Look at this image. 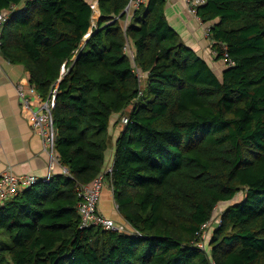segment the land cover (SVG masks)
I'll list each match as a JSON object with an SVG mask.
<instances>
[{
    "label": "trees",
    "instance_id": "trees-1",
    "mask_svg": "<svg viewBox=\"0 0 264 264\" xmlns=\"http://www.w3.org/2000/svg\"><path fill=\"white\" fill-rule=\"evenodd\" d=\"M97 1L94 23L93 0H0V56L55 98L65 170L0 203V264H264V0L197 8L221 77L171 27L168 0L127 28L131 0ZM102 175L134 233L80 228L79 187ZM239 194L208 255L205 227Z\"/></svg>",
    "mask_w": 264,
    "mask_h": 264
},
{
    "label": "crops",
    "instance_id": "crops-1",
    "mask_svg": "<svg viewBox=\"0 0 264 264\" xmlns=\"http://www.w3.org/2000/svg\"><path fill=\"white\" fill-rule=\"evenodd\" d=\"M13 7L16 9L18 6L14 5L11 8ZM165 14L169 24L179 33L183 42L194 49L215 71L219 70L216 73H221L226 67V62L216 60L212 40L204 28L206 25L190 13L188 0H168ZM131 19L132 16L128 25ZM124 25L126 26L125 21ZM128 50L130 53L134 51L131 45ZM18 86L26 90L33 109H38L40 98L29 93L31 85L28 72L22 65H13L0 56V177L6 172H12L16 175L33 174L42 178L49 173V158L44 152L42 139L32 128L30 112L25 111L22 106ZM113 120L115 121L116 117ZM119 133V129H113L115 138ZM114 153L115 148L111 146L107 152L105 172L113 166ZM64 172L60 166L55 170V174ZM98 208L102 215L118 222H125L118 212L112 188L106 180ZM210 224L211 222L208 225Z\"/></svg>",
    "mask_w": 264,
    "mask_h": 264
},
{
    "label": "built area",
    "instance_id": "built-area-1",
    "mask_svg": "<svg viewBox=\"0 0 264 264\" xmlns=\"http://www.w3.org/2000/svg\"><path fill=\"white\" fill-rule=\"evenodd\" d=\"M208 0H188L189 11L191 14L197 16V8L201 5L207 3ZM147 3V0H131L129 5L125 9L127 18L125 19L127 28L129 19L133 16V13L141 5ZM92 9L94 10V19L99 18V6L98 1L93 0L91 4ZM14 9V7H13ZM10 11L3 10L0 12V50H1V31L4 23L7 21ZM210 28L207 27V32L209 34ZM90 34L87 35V37ZM229 64H233V61H229ZM139 78L142 79V74L138 72ZM29 93L32 96H37L35 90L30 87ZM18 95L22 101V106L25 111L30 112L31 114V125L34 132L40 136L44 146V152L49 158L48 169L49 173L45 177H38L33 174L26 175H16L12 172H6L0 177V200L8 199L13 197L23 190L33 186L43 179L44 181H49L52 176L55 174V170L60 166V157L56 148V139L57 131L54 124V119L52 115V109L55 106V98L53 97L48 101H41L38 109H33L31 98L27 95L26 90L18 86ZM123 122L126 124L128 120L123 119ZM112 167L106 171L110 173ZM104 187V177L103 175L98 177L93 183L89 185H81L79 187V193L81 196V202L79 204V213L81 215V225L80 228H88L90 226H103L107 230L118 231L123 233H134L133 228L130 224L125 222H118L114 219L107 218L99 212V202L101 198V192ZM206 228V227H205ZM202 237V236H201ZM200 248L203 245L200 244V241L197 244Z\"/></svg>",
    "mask_w": 264,
    "mask_h": 264
},
{
    "label": "rangeland",
    "instance_id": "rangeland-1",
    "mask_svg": "<svg viewBox=\"0 0 264 264\" xmlns=\"http://www.w3.org/2000/svg\"><path fill=\"white\" fill-rule=\"evenodd\" d=\"M96 20H97V18L94 19V23H95ZM204 28H205L206 34L209 36V34L207 32V27L204 26ZM220 62L223 63L224 61L221 60ZM216 71L219 72V70H216ZM222 74H223V71H221V73H217V75L219 77H221ZM242 200H243V196H242V194H239L236 199H234L232 201H229V202L220 203L218 205V207L216 208V212H215L213 221H211V224L208 225L207 228H205L204 233L202 234V237H201V240H200V244L203 245L201 249H203L204 251H206L208 253V255H210L209 242H210V240L212 238L214 229L218 226V224L220 222L221 215H222L223 211L228 207V205H230V204H232V203H234L236 201L240 202ZM0 203H3V200H0Z\"/></svg>",
    "mask_w": 264,
    "mask_h": 264
}]
</instances>
